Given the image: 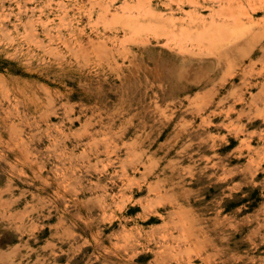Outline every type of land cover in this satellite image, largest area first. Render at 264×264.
Returning a JSON list of instances; mask_svg holds the SVG:
<instances>
[{"label":"rangeland","instance_id":"rangeland-1","mask_svg":"<svg viewBox=\"0 0 264 264\" xmlns=\"http://www.w3.org/2000/svg\"><path fill=\"white\" fill-rule=\"evenodd\" d=\"M0 264H264V0H0Z\"/></svg>","mask_w":264,"mask_h":264},{"label":"bare ground","instance_id":"bare-ground-1","mask_svg":"<svg viewBox=\"0 0 264 264\" xmlns=\"http://www.w3.org/2000/svg\"><path fill=\"white\" fill-rule=\"evenodd\" d=\"M189 32V31H188ZM223 32V31H222ZM224 34V36H225V33H223ZM206 35V34H205ZM211 35V34H210ZM212 37V36H211ZM218 39V38H217ZM212 42V41H211Z\"/></svg>","mask_w":264,"mask_h":264},{"label":"crops","instance_id":"crops-1","mask_svg":"<svg viewBox=\"0 0 264 264\" xmlns=\"http://www.w3.org/2000/svg\"><path fill=\"white\" fill-rule=\"evenodd\" d=\"M200 1V0H199Z\"/></svg>","mask_w":264,"mask_h":264}]
</instances>
